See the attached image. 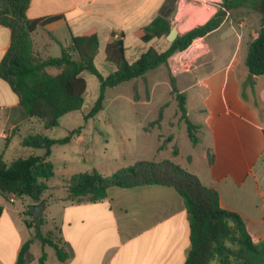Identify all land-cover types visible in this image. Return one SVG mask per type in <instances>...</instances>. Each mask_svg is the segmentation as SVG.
<instances>
[{
  "label": "crops",
  "instance_id": "obj_1",
  "mask_svg": "<svg viewBox=\"0 0 264 264\" xmlns=\"http://www.w3.org/2000/svg\"><path fill=\"white\" fill-rule=\"evenodd\" d=\"M199 1L195 6L197 10L190 12L188 0H32L27 16L30 19L59 18L39 27L34 34L36 48L47 56L60 57L62 50L71 46L73 37L96 30L98 53L103 49L104 63L113 64L106 61L105 48L114 34L115 38L123 36L126 59L132 64L150 48L159 52L169 48L171 43L164 37L146 43L137 36L157 17L167 18L172 27L177 25L186 33L216 15V10L205 8ZM261 3L260 12L264 11V0ZM205 9L211 13L209 16ZM229 13L210 36L229 22H236L239 29L247 26L244 18H235V10ZM206 38L195 40L189 48L191 53L175 55L182 60L179 69H185L187 64L193 67L190 71L194 74V82L190 87H202L205 93L204 124L194 125L203 150L201 158L206 162L202 164L204 170H189L203 185L218 192L220 206L239 214L253 241L261 243L264 241V76H251L247 69L244 86L252 102L241 95L243 84L235 67L238 57H232L220 70L201 77L196 69L201 68L205 64L201 61L212 53ZM11 43V30L0 24V64ZM55 47L61 50L58 56L50 54ZM116 70L114 65L106 77ZM180 91L186 95L183 87ZM149 95L151 97L150 91ZM33 123L35 120L26 114L19 97L0 75V156L5 161L20 158H15L16 152L26 157L33 154L31 147L23 145L25 138L32 133L44 134L42 130L38 132L39 128ZM23 129L26 133L15 141V135ZM167 141L172 143L175 136L170 135ZM165 143L160 145L159 151L164 150ZM179 156L178 148L172 162L175 163ZM194 161V156L188 157V166L192 167ZM12 196L5 198L0 194L3 208L0 264H17L22 247L29 241L30 256L26 264H185L191 249L185 202L170 187L112 188L105 200L79 204L66 201V198H46V210L40 217L57 207L60 213L55 230L48 228L50 221L34 222L28 215L27 211L34 204L32 200L21 199L19 204L20 198L14 196L11 201ZM43 239L61 240L69 259L61 262L55 248L43 245Z\"/></svg>",
  "mask_w": 264,
  "mask_h": 264
},
{
  "label": "trees",
  "instance_id": "obj_2",
  "mask_svg": "<svg viewBox=\"0 0 264 264\" xmlns=\"http://www.w3.org/2000/svg\"><path fill=\"white\" fill-rule=\"evenodd\" d=\"M31 1L0 0V24L9 28L12 34L11 47L0 64V75L19 97L26 114L40 122L46 130L57 128L64 115L82 110L87 90L83 72L88 71L100 83L99 97L85 117L87 120L104 109L108 88L137 79L145 80L149 72L160 67L168 68L169 60L174 55L186 51L195 40L217 30L225 16V12H217L206 23L180 35L166 51L150 48L132 64L126 59L123 36L115 38L113 34L105 48V56L106 61L116 65L117 70L104 77L95 65L99 50L96 30L73 37L71 46L63 49L60 57L47 56L36 48L34 34L37 29L59 18L30 19L27 12ZM242 2L244 0H222V6L230 11L243 6L240 4ZM171 29V22L159 16L140 30L137 36L148 43L154 38L167 37ZM245 64L251 76H264V28L251 41ZM170 83L171 96L177 102L189 138L196 146L197 126L189 120L187 97L178 89L172 75ZM135 92L138 100L136 88ZM169 105L167 103L160 109L152 127L162 123L164 110ZM80 132L81 128L74 130L64 139H51L42 133H32L25 138L23 145L44 150L43 155L31 154L12 162L0 156V194L5 198L11 195L20 199L27 197L33 203L46 199L45 194L50 190L48 181L55 175L49 161L51 148L56 144L69 143ZM173 153L178 154L177 146ZM152 185L175 189L185 202L191 230V249L185 264H264V241L255 243L244 219L220 206L216 190L206 187L196 175L170 160L139 161L111 176H104L97 171L75 174L68 182L67 200L76 204L97 202L105 200L112 188L133 189ZM2 211L0 206V215ZM27 213L32 216L29 210ZM33 221H42V217ZM42 243L53 246L61 262L69 259V253L61 240L54 242L43 239ZM30 245L31 241L22 247L17 264L27 263Z\"/></svg>",
  "mask_w": 264,
  "mask_h": 264
},
{
  "label": "rangeland",
  "instance_id": "obj_3",
  "mask_svg": "<svg viewBox=\"0 0 264 264\" xmlns=\"http://www.w3.org/2000/svg\"><path fill=\"white\" fill-rule=\"evenodd\" d=\"M199 3L205 4V8L211 7L213 11L216 10V14L223 11L222 2L201 0ZM187 4L190 12L197 10L195 9L197 0H188ZM240 4L243 6L235 9V18H244L247 26L239 29L236 22L235 24L229 22L219 32L211 36L207 35L206 44L212 49V53L201 61L205 64L196 71L204 77L225 67L232 57H238L235 67L239 71L241 84H243L241 95L246 101L252 102L247 98L248 91L244 86L247 72L245 61L251 41L264 28V11H259V8H263L261 0H244ZM177 28L183 35L184 32L178 26ZM164 39L167 38L164 37ZM189 48L183 52L189 53L191 50ZM60 53V48L55 47L50 54L58 56ZM103 57L104 51L100 49L95 65L100 74L106 77L110 73L109 69L114 68V65L104 63ZM173 57L169 61L168 68L160 67L149 72L146 75V81L137 79L108 88L105 92L104 109L87 120L85 117L91 112L99 97L100 83L94 75L85 71L87 92L81 111L64 115L60 125L49 130L43 129L44 127L35 120L33 124L39 128L38 132L42 130L51 139L67 138L70 132L81 128L80 134L73 136L69 143L56 144L51 148L52 154L49 161L52 163L55 175L48 181L50 190L45 194L47 199H67L68 182L75 174L97 171L104 176H111L139 161H173V150L176 146L179 148L180 156L174 161L175 164L188 172L189 169L204 170L202 164L206 161L201 158L203 150L201 143L199 144L198 134L196 132L198 143L194 150L195 146L189 138L187 125L181 119L178 104L171 96L170 76L172 75L176 80L179 90H182V87L185 90L188 98V116L193 124H204V89L190 87L191 82H194V74L190 71L193 67L187 64L185 69H179L182 60L175 58V55ZM147 87L151 97L147 93ZM135 88L138 100H136ZM167 103L170 105L164 110L161 127H152L151 124L158 118L160 109ZM25 133L26 129H23L15 135L14 140L17 141ZM170 135L175 136V141L172 143L167 141ZM165 141L164 150L159 151L160 145ZM32 151L36 155L44 154V150L41 149L32 148ZM190 156L195 158L192 167L187 164ZM17 157L24 158L26 155L16 152L15 158ZM23 200L29 201V198L25 197ZM21 202L20 199L19 204ZM59 213L60 210L56 207L42 216L43 221H50L49 229H56Z\"/></svg>",
  "mask_w": 264,
  "mask_h": 264
},
{
  "label": "water",
  "instance_id": "obj_4",
  "mask_svg": "<svg viewBox=\"0 0 264 264\" xmlns=\"http://www.w3.org/2000/svg\"><path fill=\"white\" fill-rule=\"evenodd\" d=\"M180 31L177 28V26H173L171 29V32L167 36V40L170 43H173L179 36ZM47 202L45 199L40 201L39 203H34L30 206L29 211L34 219H39V217L43 214V212L46 210Z\"/></svg>",
  "mask_w": 264,
  "mask_h": 264
},
{
  "label": "built area",
  "instance_id": "obj_5",
  "mask_svg": "<svg viewBox=\"0 0 264 264\" xmlns=\"http://www.w3.org/2000/svg\"><path fill=\"white\" fill-rule=\"evenodd\" d=\"M223 11L226 13V16L229 17L230 13L228 10H226L225 8H223ZM11 201H14V196L11 197Z\"/></svg>",
  "mask_w": 264,
  "mask_h": 264
},
{
  "label": "bare ground",
  "instance_id": "obj_6",
  "mask_svg": "<svg viewBox=\"0 0 264 264\" xmlns=\"http://www.w3.org/2000/svg\"><path fill=\"white\" fill-rule=\"evenodd\" d=\"M205 11V14H207L208 16L211 14V13H209V11H208V9H205L204 10ZM204 19V18H203ZM191 24V23H190ZM194 47V46H193ZM196 47V46H195Z\"/></svg>",
  "mask_w": 264,
  "mask_h": 264
}]
</instances>
